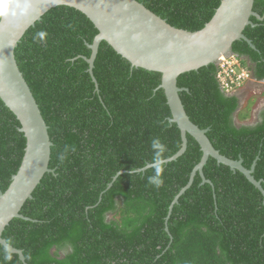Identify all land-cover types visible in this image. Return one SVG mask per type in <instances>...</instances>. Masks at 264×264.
Listing matches in <instances>:
<instances>
[{
	"label": "trees",
	"instance_id": "trees-1",
	"mask_svg": "<svg viewBox=\"0 0 264 264\" xmlns=\"http://www.w3.org/2000/svg\"><path fill=\"white\" fill-rule=\"evenodd\" d=\"M172 25L198 30L222 0H138ZM255 26L237 40L233 52L258 80L264 79V0H255ZM45 31L44 41L34 39ZM99 30L82 11L60 5L31 26L16 59L49 126L53 171L44 175L3 232L22 249L28 264H264V196L240 170L210 156L192 184L181 193L201 161L203 150L188 133L187 150L166 162L163 184H149L151 141L166 145L165 157L182 144L162 74L132 63L102 41L89 72ZM211 63L181 74L178 85L191 120L216 149L244 159L264 187V109L255 125H238L239 95L224 92ZM20 121L0 97V190L18 171L26 147ZM68 151L63 162L59 155ZM120 171H123L118 175ZM117 176V178H115ZM178 196V199H176ZM119 215V216H117ZM168 228V229H167ZM0 264H25L19 254Z\"/></svg>",
	"mask_w": 264,
	"mask_h": 264
},
{
	"label": "water",
	"instance_id": "water-1",
	"mask_svg": "<svg viewBox=\"0 0 264 264\" xmlns=\"http://www.w3.org/2000/svg\"><path fill=\"white\" fill-rule=\"evenodd\" d=\"M32 3L30 14L21 20L0 22V97L17 116L21 123L19 130L26 138L21 165L12 176L9 187L5 191L0 190V244L7 243L12 253L19 254L20 259L28 264L23 250L10 244L3 237V232L15 217L30 219L21 213V209L33 197L44 175L53 171L49 167L53 142L40 105L19 67L15 50L26 31L41 20L47 11L60 5L82 11L99 30L93 43L89 44L91 56L85 57L97 88L93 69L100 44L104 40L127 58L133 67L161 72L162 80L158 89L165 91L172 112L169 120L178 124L182 136L180 150L166 158L167 162L176 160L187 150L188 133L203 150L201 161L181 193L192 184L197 171L203 182L210 181L203 168L212 156L232 170L244 173L264 196L262 180L254 176L257 159L251 168H246L243 158L235 160L216 149L207 135L209 128H201L188 115L180 96V92L187 88L178 85L181 74L217 63L221 56L233 54V44L237 40H246L255 47L244 33L246 26L256 25L251 20L253 15L263 18L254 11L255 0H222L210 21L203 28L193 31L172 25L138 0H32ZM151 164L139 170H146Z\"/></svg>",
	"mask_w": 264,
	"mask_h": 264
},
{
	"label": "clouds",
	"instance_id": "clouds-1",
	"mask_svg": "<svg viewBox=\"0 0 264 264\" xmlns=\"http://www.w3.org/2000/svg\"><path fill=\"white\" fill-rule=\"evenodd\" d=\"M32 7H33L32 0H0V22H2V21H19L23 17L30 14ZM46 37H47V33L45 31H38L35 34L34 39H37L39 41H44L46 39ZM252 80H254L255 82L262 81V80L256 79L254 77V75H253ZM249 82H251V80L248 81L246 84H248ZM236 91L234 93L228 94V95L236 94ZM240 104H241V102H240ZM239 107L236 110V112L239 110ZM234 119H235V117H234ZM255 124L254 123H250V124L245 123V124H240V125H255ZM151 148H152L153 153H154L152 164H151V167H153V169H154V175L148 177V182H149V184L153 185L154 187L159 188L163 184L164 165L167 162L166 157H165V153L167 151V148H166V145L163 144L158 137L152 139ZM67 151H68V148L66 146L64 149V152L59 155V159L61 162H63L65 160ZM11 259H12V249L10 248V246L7 243H5L3 245V260L4 261H11Z\"/></svg>",
	"mask_w": 264,
	"mask_h": 264
},
{
	"label": "built area",
	"instance_id": "built-area-1",
	"mask_svg": "<svg viewBox=\"0 0 264 264\" xmlns=\"http://www.w3.org/2000/svg\"><path fill=\"white\" fill-rule=\"evenodd\" d=\"M216 64L218 66L217 78L226 94L234 93L253 79L248 65L243 63L238 54L221 56Z\"/></svg>",
	"mask_w": 264,
	"mask_h": 264
},
{
	"label": "rangeland",
	"instance_id": "rangeland-1",
	"mask_svg": "<svg viewBox=\"0 0 264 264\" xmlns=\"http://www.w3.org/2000/svg\"><path fill=\"white\" fill-rule=\"evenodd\" d=\"M236 94L239 95L241 104L239 110L235 113V122L239 125L245 123L255 124L259 120V111L264 107V82L260 84L251 80V82L239 88Z\"/></svg>",
	"mask_w": 264,
	"mask_h": 264
},
{
	"label": "crops",
	"instance_id": "crops-1",
	"mask_svg": "<svg viewBox=\"0 0 264 264\" xmlns=\"http://www.w3.org/2000/svg\"><path fill=\"white\" fill-rule=\"evenodd\" d=\"M258 82H259L260 84H262V83L264 82V80H262V81H257L256 83H258ZM262 93H263V92H262ZM262 95H263V94H262ZM256 101H257V99H256ZM263 109H264V107L262 108V110H263ZM262 110H260L259 113H258V114H259V119H260V113H261ZM258 121H259V120H258ZM258 121H257V122H258ZM257 122H256V123H257Z\"/></svg>",
	"mask_w": 264,
	"mask_h": 264
}]
</instances>
